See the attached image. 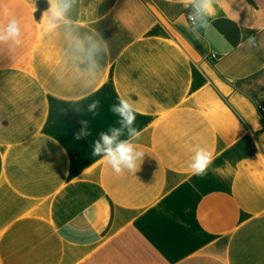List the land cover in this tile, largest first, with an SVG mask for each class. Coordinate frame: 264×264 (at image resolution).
I'll return each mask as SVG.
<instances>
[{
  "label": "crops",
  "instance_id": "crops-1",
  "mask_svg": "<svg viewBox=\"0 0 264 264\" xmlns=\"http://www.w3.org/2000/svg\"><path fill=\"white\" fill-rule=\"evenodd\" d=\"M9 2L27 31L0 57V264H264V0H216L198 36L187 0H82L78 26L109 49L87 93L57 80L47 0ZM117 97L136 109L135 174L92 155Z\"/></svg>",
  "mask_w": 264,
  "mask_h": 264
},
{
  "label": "clouds",
  "instance_id": "clouds-1",
  "mask_svg": "<svg viewBox=\"0 0 264 264\" xmlns=\"http://www.w3.org/2000/svg\"><path fill=\"white\" fill-rule=\"evenodd\" d=\"M96 2L99 3V0ZM47 3L48 8L42 13L41 20L36 22L42 23L43 31L49 39L58 37L62 42L63 61L57 80L68 79L87 93L102 75L103 61L109 50L108 42L98 31H87L78 26L76 17L82 0H47ZM215 3L216 0H187V19L194 36H198L200 30L207 26L209 18L214 16ZM26 31L27 26L22 25L9 0H0V57L13 59L24 45ZM244 43L251 47L261 46L255 36H248ZM84 98L87 99V94ZM100 105L99 99L92 100L87 105V112L93 116L98 115ZM75 110L80 113L79 108ZM110 111L118 117L117 126L98 134L92 144V155L105 160L116 174H135L140 170L145 156L136 143L141 136V132L134 126L136 109L130 99L117 97V103L110 106ZM83 124L77 139L92 134L87 129L88 121H83ZM211 162V153L203 147H197L189 167L193 175L203 176Z\"/></svg>",
  "mask_w": 264,
  "mask_h": 264
},
{
  "label": "built area",
  "instance_id": "built-area-1",
  "mask_svg": "<svg viewBox=\"0 0 264 264\" xmlns=\"http://www.w3.org/2000/svg\"><path fill=\"white\" fill-rule=\"evenodd\" d=\"M188 11H189V9L186 11V19H187ZM187 21H188V19H187ZM188 23H189V22H188ZM258 109H259L260 113L262 114V116H263V118H264V106L261 105V104H259V105H258Z\"/></svg>",
  "mask_w": 264,
  "mask_h": 264
}]
</instances>
